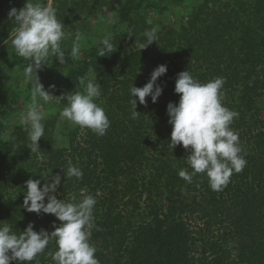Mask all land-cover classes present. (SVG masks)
Wrapping results in <instances>:
<instances>
[{"label":"trees","instance_id":"1","mask_svg":"<svg viewBox=\"0 0 264 264\" xmlns=\"http://www.w3.org/2000/svg\"><path fill=\"white\" fill-rule=\"evenodd\" d=\"M68 1L56 0L60 22ZM185 1L117 2L110 28L115 51L103 57H98L100 42H91L74 60V39H66V62L60 65L56 58L50 63V57L48 70L56 75L54 64L66 72L75 91L83 92L87 81L97 80L102 95L96 102L105 109L110 127L98 136L80 126L61 128L63 120L52 115L43 121L41 150L31 153L26 124L7 136L15 105L24 101L27 108L31 97L10 85L12 74L2 63L11 58L19 66L24 60L12 46L17 25L8 13L14 0H0V222L17 235L30 223L37 232L54 231L61 222L53 214L38 215L24 207L25 182L40 179L43 187V176L52 170L48 179L62 177L58 199L95 197L90 242L99 264H264V0L194 2L187 20L178 25L158 18L162 4ZM26 3L17 0L19 6ZM108 4L80 0V14L98 15ZM152 18L158 19L160 30ZM153 27L157 42L140 50L143 33ZM130 30L135 36H129ZM160 65L168 69L157 81L162 95L156 103L147 97L146 106L133 97L140 114L132 119L130 87H143ZM186 70L201 83L222 77L223 104L239 113L231 128L239 135L247 164L222 191H213L205 174L191 183L181 179V169L192 172L190 149L169 146L173 129L167 106L178 104L176 79ZM70 165L82 170V179L66 177ZM57 250L50 240L31 264H55L49 253Z\"/></svg>","mask_w":264,"mask_h":264},{"label":"clouds","instance_id":"2","mask_svg":"<svg viewBox=\"0 0 264 264\" xmlns=\"http://www.w3.org/2000/svg\"><path fill=\"white\" fill-rule=\"evenodd\" d=\"M8 17L17 25L12 39L15 53L30 61L25 67L24 76L25 83L30 86L32 99L22 115V120L26 124L30 141L26 146L31 149V153L39 152V141L45 135L43 121L46 117L40 102H50L55 95L45 90L38 71L49 65L50 57H56L60 65L66 62L62 42L72 34L64 31V24L58 20L56 9L48 0H27L23 8H12ZM128 34L134 35L131 30ZM143 36L145 39L139 44L140 50L157 42V29L153 27L145 30ZM80 40L81 33L77 32L70 54L74 60L79 58ZM112 41L111 33L103 36L98 57L115 51ZM167 71L166 65H160L153 70L149 81L143 87H130L132 119H137L140 114L136 111L137 100L133 97H138L139 103L145 106L149 96L153 103L158 102L163 87L157 81ZM224 83L222 77L201 83L189 70L180 72L175 84V93L181 94L180 100L178 104L170 102L167 106L169 123L173 129L169 146L175 149L182 145L185 150L190 149L187 161L192 172L181 169L178 172L179 177L191 183L197 174H205L213 191H222L230 182L233 173H240L247 164L242 154L239 135L231 128L239 113L223 104ZM50 88L54 89L55 85ZM101 95V85L97 80H89L83 92L76 90L58 97L60 101L67 100L66 107L59 113L60 119L88 128L98 136L106 135L110 120L105 109L96 102ZM51 171L43 176L47 181L43 187L40 179H29L25 182L24 207L28 212L38 215L53 214L61 222L60 225L54 226L55 230L49 234L43 229L35 231L34 225L30 223L26 230L17 235L8 224L0 222V264H11L12 261L31 264L38 255L44 253L52 239L58 247L57 251L49 253L55 264H99L96 258L97 249L90 242L91 230L96 227L95 197L87 195L79 202H74V197L69 201L58 199L55 193L62 177L56 174L48 179ZM66 177L82 179L83 172L70 165L66 169Z\"/></svg>","mask_w":264,"mask_h":264},{"label":"rangeland","instance_id":"3","mask_svg":"<svg viewBox=\"0 0 264 264\" xmlns=\"http://www.w3.org/2000/svg\"><path fill=\"white\" fill-rule=\"evenodd\" d=\"M24 2L25 0H21ZM64 1L65 0H60ZM125 0H108L109 4L103 5L100 9V13L98 15H90L88 18L84 15V13L80 14V0H69L67 5L65 7L66 13L64 14L65 17L68 16L69 19L66 21L64 18L61 20V22L64 24V31L71 33L72 35L68 39H75V34L77 32L81 33V40H80V48L81 49H87L91 42L93 43H99L103 36L106 33H110L111 28V22L113 18L115 17L113 9L117 8L118 6L116 3H123ZM225 1V0H223ZM41 2H44V0H41ZM48 2L56 9V13H60L57 9L59 6V3L56 2V0H48ZM63 2V3H64ZM194 2L197 4H200L203 2V0H188L184 3H164L162 4V13L158 16L162 21L169 22L174 25H178L181 22H185L188 18L189 13L191 12V9L194 5ZM25 5L19 6L17 5V0H14V2L10 5L12 8H18L21 9ZM62 6V5H61ZM16 8V9H17ZM69 14V12H71ZM145 13L150 14V17H153L155 15V12L153 10L145 11ZM157 18V17H156ZM152 18L151 21L155 24L156 28L160 30L161 24L158 21V19ZM10 38V37H9ZM66 41V40H64ZM63 41V42H64ZM62 42V44H64ZM14 59L11 58H5L2 62L5 66H9L8 70L11 72L12 76L10 78V85L13 86V84L19 86V90L23 94V97H31V91L30 86L25 83V76H24V70L25 67L30 63L29 60L23 58V63L19 66L14 64ZM58 61L56 57L50 58V63ZM50 66L52 67V70L56 72V75L51 74V72L48 70V65L46 67H43L41 70L38 71V75L40 77L41 83L44 85L45 90H48L51 92L52 95H55L52 97L50 102L47 103H41L42 108L44 109L46 113V117L52 116V115H59L60 111L66 107L67 100L60 101L58 97L62 95H67L75 92V89L68 84L67 81V74L66 72H62L61 70H57V67L53 64ZM14 72V73H12ZM55 85L54 89H51L50 86ZM32 99V97H31ZM31 102V101H30ZM16 114L10 119V126L7 131V136L11 135L15 130L16 127L19 124H25V122L22 120V115L26 112L27 108L24 104V101H19L16 105ZM264 115V113H263ZM66 121V123H65ZM59 127H69V128H76L78 125H75L71 123L68 120H63Z\"/></svg>","mask_w":264,"mask_h":264}]
</instances>
